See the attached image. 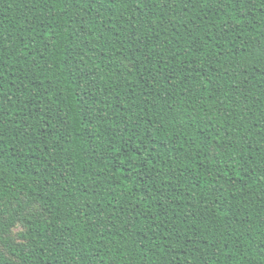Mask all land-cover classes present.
Instances as JSON below:
<instances>
[{"label": "trees", "instance_id": "16d2710c", "mask_svg": "<svg viewBox=\"0 0 264 264\" xmlns=\"http://www.w3.org/2000/svg\"><path fill=\"white\" fill-rule=\"evenodd\" d=\"M0 264H264V0H0Z\"/></svg>", "mask_w": 264, "mask_h": 264}]
</instances>
